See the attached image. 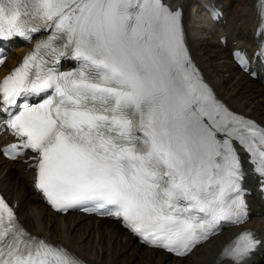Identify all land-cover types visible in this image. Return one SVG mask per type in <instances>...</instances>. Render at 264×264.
<instances>
[{
  "label": "snow or ice",
  "instance_id": "obj_1",
  "mask_svg": "<svg viewBox=\"0 0 264 264\" xmlns=\"http://www.w3.org/2000/svg\"><path fill=\"white\" fill-rule=\"evenodd\" d=\"M258 15L264 35V0ZM41 33L0 79L3 126L17 139L0 151L35 154V186L54 210L116 217L181 257L248 221L240 148L264 177V126L205 82L182 9L167 0H0V42ZM234 56L247 69V53ZM68 59L78 66L62 71ZM260 245L244 230L222 258L246 264ZM0 264L84 262L29 232L0 194Z\"/></svg>",
  "mask_w": 264,
  "mask_h": 264
},
{
  "label": "bare ground",
  "instance_id": "obj_2",
  "mask_svg": "<svg viewBox=\"0 0 264 264\" xmlns=\"http://www.w3.org/2000/svg\"><path fill=\"white\" fill-rule=\"evenodd\" d=\"M191 1L186 0L183 13L186 26L193 33L200 26L198 20L208 14L195 12L192 19L189 9ZM174 2L177 4V0ZM220 2L224 10L221 14L227 19V25L220 29L225 41L221 42L219 36L214 41L197 38L203 34L197 29V34L189 37L194 61L220 100L232 110L264 125V91L260 80H252L239 73L231 62L238 47H248L257 38L259 27L252 25V17L253 11H258L259 0ZM238 27L248 34L247 43L236 40ZM5 72L1 70L0 77ZM1 161L4 164L1 171L7 170L3 187L14 201H18L20 218L25 228L38 237H46L53 243L67 247L84 264H230L220 260L219 254L240 233L241 228L225 231L184 259H174L140 246L114 221L53 213L32 189V174L29 170L27 172L29 164ZM251 209L254 214L263 216L254 218L251 227L264 235V204L253 199ZM246 264H264V244L247 259Z\"/></svg>",
  "mask_w": 264,
  "mask_h": 264
},
{
  "label": "rangeland",
  "instance_id": "obj_3",
  "mask_svg": "<svg viewBox=\"0 0 264 264\" xmlns=\"http://www.w3.org/2000/svg\"><path fill=\"white\" fill-rule=\"evenodd\" d=\"M240 2V1H239Z\"/></svg>",
  "mask_w": 264,
  "mask_h": 264
}]
</instances>
